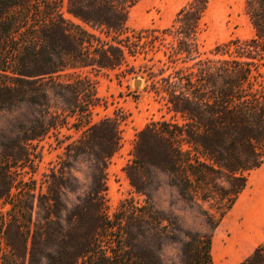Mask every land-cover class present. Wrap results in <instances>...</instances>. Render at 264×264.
I'll return each mask as SVG.
<instances>
[{
  "label": "trees",
  "instance_id": "trees-1",
  "mask_svg": "<svg viewBox=\"0 0 264 264\" xmlns=\"http://www.w3.org/2000/svg\"><path fill=\"white\" fill-rule=\"evenodd\" d=\"M137 1L0 0V111L35 110L0 133V264H213L215 229L264 163V0H243L251 37L207 53L199 37L209 0H187L162 29L134 30ZM150 53L161 58L144 66L148 90L168 117L136 133L124 167L142 200L125 198L109 214L105 174L120 119L90 122L100 102L91 74L134 72L129 58ZM67 116L85 130L37 179L39 142ZM79 157L91 160L84 189L72 172ZM162 184L175 192L169 208L154 200ZM238 264H264V240Z\"/></svg>",
  "mask_w": 264,
  "mask_h": 264
},
{
  "label": "rangeland",
  "instance_id": "rangeland-1",
  "mask_svg": "<svg viewBox=\"0 0 264 264\" xmlns=\"http://www.w3.org/2000/svg\"><path fill=\"white\" fill-rule=\"evenodd\" d=\"M186 1L138 0L129 8L127 25L129 29L134 30L146 27L162 29L170 24L176 11ZM72 19L79 22L75 18ZM203 21L205 25L199 42L201 50L206 53L215 45L234 37L244 39L252 36L251 25L243 10V0H209ZM84 27L92 31L88 26L84 25ZM150 56L153 60L144 59L142 55L136 58L130 57V67L134 72H126L128 68L122 66L120 69L107 70L97 76L91 74L96 81L95 92L100 102L92 109L90 122L95 123L107 117L120 119V147L110 158L105 174L107 184L105 200L109 214L125 198L134 197L137 201L142 200V196L133 192L124 167L131 158L136 133L151 119H158L161 116L168 117L161 101L148 90L147 76L143 72L145 71L144 66L149 67L153 62L155 65L158 64L157 60L161 58V53H150L148 57ZM260 67L264 69V53ZM136 79L139 80L138 86L134 85ZM34 114V108L29 105L0 111V133L10 134L16 131L22 120ZM63 121L65 126L60 128L59 133L52 130L49 137L39 142L37 149L41 153V159L37 161L38 168L35 174L37 179L42 173L48 172V168L58 161L63 145L80 137L85 130V126H80L82 123L78 118L67 116ZM71 165L72 172L84 189L89 180L91 160L88 157H79L72 161ZM174 195L173 189L162 184L161 188L154 193V200L158 206L169 208L168 200L173 199ZM1 211H3L2 208H0ZM175 213L185 225L191 224L190 209L177 203ZM239 236L244 238L251 236L255 240L250 242L247 248L245 247L247 250L239 249L242 254L238 251L239 258L234 264H238L251 253L258 243L264 240V163L250 172L245 189L215 229L213 238L218 246L222 243L221 246L227 250L219 256L218 261L213 260V264H226L230 261L229 243L234 242ZM217 248V246L214 247V256L219 254V248ZM165 253L167 256H174L176 250L174 247H168ZM41 264H46V262L42 261Z\"/></svg>",
  "mask_w": 264,
  "mask_h": 264
},
{
  "label": "bare ground",
  "instance_id": "bare-ground-1",
  "mask_svg": "<svg viewBox=\"0 0 264 264\" xmlns=\"http://www.w3.org/2000/svg\"><path fill=\"white\" fill-rule=\"evenodd\" d=\"M145 20H147V19H145ZM253 240H255L254 238H252L251 236H250V238H244V237H242V236H239L234 242H232V243H229V247H230V249H229V253H230V261L228 262V263H226V264H234V262H235V260H237V258H239L238 256V251H239V249H246L247 248V246H248V244L250 243V242H252ZM223 242V241H222ZM222 244V243H221ZM221 244L218 246L217 245V242H216V240L213 238V240H212V249H211V252H212V256H213V260L214 261H218V258H219V256L220 255H222V253L224 252V251H226L227 249L224 247V246H221ZM218 247L217 249L219 250H217L218 252H219V254L216 256H214V247ZM246 247V248H245ZM247 250V249H246ZM240 252V251H239ZM216 253V252H215ZM227 253V252H226ZM241 254H242V252H240ZM229 255V254H228ZM225 256H227V255H225ZM220 259V258H219ZM220 261V260H219ZM225 264V263H224Z\"/></svg>",
  "mask_w": 264,
  "mask_h": 264
},
{
  "label": "water",
  "instance_id": "water-1",
  "mask_svg": "<svg viewBox=\"0 0 264 264\" xmlns=\"http://www.w3.org/2000/svg\"><path fill=\"white\" fill-rule=\"evenodd\" d=\"M138 84H139V80L136 79L135 82H134V85H135V86H138Z\"/></svg>",
  "mask_w": 264,
  "mask_h": 264
}]
</instances>
